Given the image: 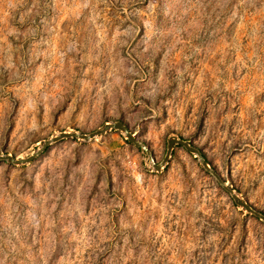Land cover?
Returning <instances> with one entry per match:
<instances>
[{
	"label": "rangeland",
	"instance_id": "1",
	"mask_svg": "<svg viewBox=\"0 0 264 264\" xmlns=\"http://www.w3.org/2000/svg\"><path fill=\"white\" fill-rule=\"evenodd\" d=\"M117 120L264 213V0H0V154ZM0 264H264V222L112 129L0 161Z\"/></svg>",
	"mask_w": 264,
	"mask_h": 264
},
{
	"label": "water",
	"instance_id": "2",
	"mask_svg": "<svg viewBox=\"0 0 264 264\" xmlns=\"http://www.w3.org/2000/svg\"><path fill=\"white\" fill-rule=\"evenodd\" d=\"M112 129L120 130L130 143L143 149L147 153L149 159L152 161L153 166L156 170H160L166 164L168 158L170 157L174 145H179L184 147L187 151L198 157V160L202 165V167L216 178V180L223 187V189L226 190L231 195L236 205L242 207L246 212L253 214L254 216L258 217L264 222V213L255 209L250 203L242 199L231 187L227 186L226 183L223 181L222 177L218 174V172L215 169H213L210 166L207 159L204 157L203 153L194 144L190 143L189 141L183 138L170 137L167 140V151L165 157L160 163H156L155 157L150 147L146 143L141 141L139 138H137L134 135V133L130 131L128 125L123 120L106 122L101 128L87 133L80 131H61L58 135H55L49 139L44 140L42 144L37 148V150L34 151L28 157L15 158L14 156L9 154H0V161H7L15 165L29 163L33 161L36 157L41 155L43 151H45L46 148L54 142L69 138H77L83 141H88Z\"/></svg>",
	"mask_w": 264,
	"mask_h": 264
}]
</instances>
